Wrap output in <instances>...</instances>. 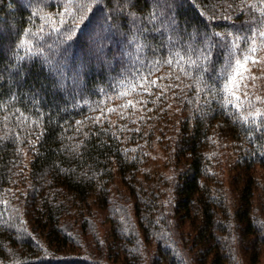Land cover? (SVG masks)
I'll list each match as a JSON object with an SVG mask.
<instances>
[{"label":"trees","instance_id":"16d2710c","mask_svg":"<svg viewBox=\"0 0 264 264\" xmlns=\"http://www.w3.org/2000/svg\"><path fill=\"white\" fill-rule=\"evenodd\" d=\"M238 3L182 0L179 18L189 30L209 25L232 31L234 23L246 22ZM47 4L0 0V37L18 39L19 30L47 51L60 29L72 23L66 17L57 31L44 28L42 35H32L43 27L41 13L33 15L36 7L55 11L63 0ZM213 12L217 18L210 21ZM86 31L77 29L61 46L67 47L69 63L63 88L54 87L53 74L35 51L14 49L25 57L18 62L24 68L18 78L17 69L6 67L9 60L17 63L15 58L10 52L0 55V264H114L109 259L120 255L121 264H255L264 249V215L253 209L256 169L264 170V132L215 93L195 92L175 63L157 70L154 62L170 56L166 38L161 41L157 33L148 34L152 48L143 51L118 38L110 41L111 65L94 63L74 82L70 77ZM215 52L218 67L224 49ZM207 76L215 80L214 74ZM140 77L164 79L149 92L119 95ZM128 99L134 106H124ZM154 144L174 172L168 204L158 201L160 183L148 191L140 186ZM224 165L230 170L226 178ZM116 181L127 201L126 208L118 206L120 215L116 205L110 207ZM91 199L115 213L106 257L80 252L84 239L64 227L66 219L88 220Z\"/></svg>","mask_w":264,"mask_h":264},{"label":"snow or ice","instance_id":"6c2138e0","mask_svg":"<svg viewBox=\"0 0 264 264\" xmlns=\"http://www.w3.org/2000/svg\"><path fill=\"white\" fill-rule=\"evenodd\" d=\"M181 2L182 0H143L142 4L141 0H63L62 10L52 13L44 11L49 5L47 0H43L44 8L37 6L33 11V15L41 13L39 19L43 27L37 28L32 35H42L44 28L57 31L60 25L65 24L66 17L72 21L71 25H65L66 31L60 29L57 40L46 45L47 51L45 47L34 46L33 40L26 35L22 36L19 30L16 33L18 39L11 35L7 38L0 37V55L10 52L15 58L17 63L9 60L6 67L17 69L18 78L19 73L24 71L18 62L25 57L14 49L23 47L28 53L35 51L43 57V64L48 65L53 74L54 87L63 88L64 81L69 78L65 72L69 63L67 47L61 46L72 39L77 29L84 28L87 31L80 59L70 77L74 82L82 79V74L94 63L111 65L107 51L110 41L118 38L126 46H135L137 50L143 51L145 48H152L153 41L148 34L157 33L161 41L166 38L170 51L168 58L154 62L157 70L162 65L171 66L175 63L184 76L190 77L192 85H195V92H205L209 96L215 93L226 105L240 113V119L258 125L264 132V107H256L254 104L264 105V97L247 91L241 94V88L247 87L245 82L249 79V62H264V56L259 55L264 52V0H239L236 7L245 15L246 22L242 21L239 26L234 23L232 31H217L216 27L209 25H197L189 30V27L182 26L179 18ZM97 11L103 12V15L93 19L92 14ZM216 18L214 12L208 16L210 21ZM225 18L232 19L230 16ZM23 33L28 34L29 29L23 28ZM217 48L224 49V59L218 67L214 62ZM208 73L214 74L215 80H211ZM168 75L171 76V73ZM0 79L3 77L0 76ZM162 79L164 77H140L138 83L129 82L128 90L119 95L127 96L137 89L149 92L150 87ZM176 79L179 80L180 76ZM120 83L123 84L124 81ZM9 93L11 99L15 100V94L11 90ZM135 103L136 101L128 99L124 106H134ZM20 116L24 117L25 114L21 112Z\"/></svg>","mask_w":264,"mask_h":264},{"label":"rangeland","instance_id":"374dc122","mask_svg":"<svg viewBox=\"0 0 264 264\" xmlns=\"http://www.w3.org/2000/svg\"><path fill=\"white\" fill-rule=\"evenodd\" d=\"M58 10H62V8L61 9L58 8L57 10L51 12L55 13ZM259 55L264 56V52L259 53ZM248 70H249V79L245 82L247 83V87L241 88V94L247 91L249 93H253L255 95H260L261 97H264V62L261 61H257L256 63L249 62ZM254 104L256 107H264V105L258 104L256 102H254ZM148 165L150 166L149 167L147 166L146 168L149 171H146L145 175L141 174L139 176V180L141 181L140 186H142V188L145 191H148V189L151 187L150 184L160 183L155 187L157 189L156 191H158V194L156 195L158 196L161 194L158 198V201L168 204V202L171 200V194L168 192L169 188H167V185L170 187L169 185L170 179L174 176V172L173 169L170 166H168L167 156L164 154L163 150H161L157 144H154L151 149ZM224 169L225 170H223V173L226 178V176L230 174V170L225 165H224ZM142 170H144L143 167ZM160 176H163L166 179H168V181H166L167 183H164V181L160 180L159 179ZM256 178H257V186H255V191H254L253 209L256 210L258 213H260L261 215H264V170L263 169L261 168L256 169ZM123 191L124 188L123 186L118 184V181H116L110 187V192H111L110 207H112L113 205H116L117 207L120 206L121 208L127 207L126 205L127 201H125L123 198H120V194H122ZM118 203L120 205H117ZM89 205H90L88 207L89 215L87 216L88 220L85 223H83L82 220L70 218L63 221L64 227H66V229L70 233H72L79 239H84V241L81 243L82 248H80V252L85 251L86 253H91V254L94 253L96 256L105 255L104 257H106L105 247H107L106 245H108L109 247L110 244L109 242L111 241L109 231L113 223L109 220V218L111 219V217H113L115 213L114 211L109 212V210L100 207L99 204L96 201H94V199H91L89 201ZM117 213L120 215L119 207L117 209ZM128 214L130 215V219L134 220L133 211L131 207H128ZM96 240L97 242H95ZM150 247L148 249L152 250L153 246L150 245ZM146 252L147 254L144 253L143 256L147 261L150 252L149 250H146ZM122 257L123 256L120 255L119 257L110 258L109 261L110 260L113 261L114 264H121L119 260H122ZM255 264H264V249L261 250L260 254L258 255L257 262Z\"/></svg>","mask_w":264,"mask_h":264},{"label":"bare ground","instance_id":"6f19581e","mask_svg":"<svg viewBox=\"0 0 264 264\" xmlns=\"http://www.w3.org/2000/svg\"><path fill=\"white\" fill-rule=\"evenodd\" d=\"M254 216V215H253ZM255 218H257V217H255ZM256 220V219H255Z\"/></svg>","mask_w":264,"mask_h":264}]
</instances>
